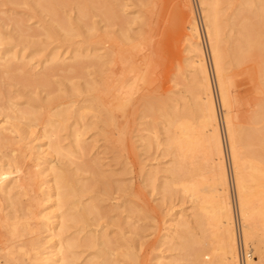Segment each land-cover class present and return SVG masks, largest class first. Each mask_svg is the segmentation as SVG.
<instances>
[{
    "label": "rangeland",
    "instance_id": "obj_1",
    "mask_svg": "<svg viewBox=\"0 0 264 264\" xmlns=\"http://www.w3.org/2000/svg\"><path fill=\"white\" fill-rule=\"evenodd\" d=\"M103 1L112 14L104 16L101 12L104 8L99 3L90 2L85 18L73 1H56L54 9L57 16L69 18L72 22L73 31L67 34L56 22L58 20L45 11L37 0H0V32L3 38L0 42V62L5 57L14 56L10 68L0 64V124L16 129L26 127L28 134L30 131L28 137L34 138L33 142L39 145L47 141L40 137L42 130L51 129L47 120L57 122L53 115L57 107H65L71 102L76 106L85 105V122L70 116L59 126L60 144L75 153L70 157L64 154L65 151L55 152L47 145H39L35 154L37 160L27 157L20 161L21 154L16 151L24 143L17 144L13 137L0 140L3 162L19 157L15 161L20 171L14 172L13 176L19 178L18 182H22L20 186L23 188L13 187L9 194H3L0 211L19 215L31 226H36L38 218L34 216H37L41 202L53 214L55 198L49 197L47 189L41 194L38 182L42 178L30 173L36 172L35 161L40 163L38 166L41 168L49 163H62L74 180L86 183L79 204L95 202L99 205L97 211L95 209L93 213L84 215V220L77 218L66 222V238L76 242L72 248L76 264H100L101 259L95 255L98 246H88L84 242L86 234L93 232L99 236L106 233L113 238L110 249L113 262L110 264H191L186 249H181L179 245L186 233L181 231L178 221L185 219L190 230L197 237H202L195 222V205L181 193L179 185L170 183V189L161 188L163 182L171 181L170 168L176 156L164 144H147L145 128H151L164 139L166 116L172 109H181L183 105L193 109L190 81L193 70L184 35L189 33L187 24L191 15L198 20L197 4L200 16L198 24L202 39L206 42L198 1ZM241 2L231 0L230 6L223 4L221 18L225 14L222 20L224 22L228 17L226 22H229L224 25L222 22L223 48L233 43L240 45L242 24L249 19L253 29L258 31V38L264 39V0H252L248 9L240 7L235 10ZM243 16H247L248 20ZM43 27L50 29L49 36L44 34ZM201 44L216 92L208 45ZM226 59L227 74H230L228 80L231 79L229 90L231 95L235 94L231 96L232 99L236 100V103L233 101L232 110L237 111L232 116L239 119L237 123L244 132L248 131L245 128L259 129L264 126V111L256 121L258 106L264 99L261 90L264 89V80L258 77L261 75L258 74L259 67L251 58L242 64L232 60V54H228ZM61 62L64 68H59ZM123 62L127 66H137L143 78L137 82L138 85L131 82L130 86L128 81L126 85L130 86V93L126 94L116 89L119 73L125 67ZM70 65L78 67L68 68ZM246 69L249 71L245 72ZM41 77L43 81L28 83ZM215 98L218 99L217 92ZM29 111H35L37 115L30 116ZM221 112L220 108V131L224 139ZM74 129L83 132L82 154L77 153L73 145L70 132ZM256 147L250 141L245 148ZM225 150L224 161L229 170L228 189L236 211L237 200L236 197L232 198V168L226 145ZM83 162H93L94 170L81 166ZM48 179L45 177L44 186L51 184ZM7 227L0 222V264H31L28 257L19 260L17 256L11 257L5 252L10 242ZM37 231L24 235V241L30 244L40 234ZM207 235L205 233L203 237L205 240H208ZM258 239V236L254 237L252 244H256ZM261 240L264 244V238Z\"/></svg>",
    "mask_w": 264,
    "mask_h": 264
},
{
    "label": "bare ground",
    "instance_id": "obj_2",
    "mask_svg": "<svg viewBox=\"0 0 264 264\" xmlns=\"http://www.w3.org/2000/svg\"><path fill=\"white\" fill-rule=\"evenodd\" d=\"M56 1L68 0H37V3L58 20L56 22L62 26L67 34H71L73 31L72 22L69 18L57 16L54 9ZM69 1L76 3L83 18L87 17L90 2L99 3L100 7L104 8V10L101 11L104 16L107 17L108 14H112V12L110 13L109 9H107L108 6L104 5L105 2L103 1L102 3L101 0ZM197 1L202 14L204 33L208 45L209 57L211 59L210 62L212 65L218 102L222 110L221 117L225 142L222 137V132L220 131V114L215 100L216 92L213 90L214 87L212 86V78L206 62L205 51L202 48L203 44H201L202 36L198 20L192 15L187 24L189 33L184 35V39L186 41V51L190 54L188 59L193 70L190 80L192 83L191 95L193 109L190 110V108L184 105L181 109L173 108L172 112L166 116L167 129L165 138L161 139L155 131L146 127V141H148L147 144L154 142L157 146L164 144L168 147L169 151L171 149V152L176 156L174 165L170 168L172 176L171 181L163 182L161 188L167 190L170 189V183L171 185L177 184L180 186L181 193L189 197L195 205V222L200 229L202 237H197L190 230V226L185 219L178 221L181 231L186 233L185 236L181 237L179 245L181 249H186L185 252H187V257L190 258L191 264H238L237 240L234 225L235 211L228 189L229 170H227L224 161L226 145L230 159L229 162L232 168L233 188L237 200V215L240 220L241 232L244 243L251 251V255L246 260V264H264V244H262L261 240V238H264V126L253 130L245 128V130L248 131L244 132V130L241 129L242 126H239L240 123H237L239 119H237L236 116H232L233 113L236 114L234 111L237 110H232L233 101L235 99L233 100L231 96L235 94L231 95L229 90L231 79L228 80L230 74H227L228 63L226 59L228 54H232V60H237V62L240 63L246 59H253L254 62L256 61L260 70L258 74L261 75L258 77L261 76L262 80H264V39L258 38L257 29H253L250 19L248 20L247 16H243V18L245 17V20L247 19L249 22L246 21L242 24L240 45L235 43L239 45L236 47L237 45L233 43L232 45L230 44L231 46L228 47L225 45L226 47L223 48L221 31L223 28V16L225 14L222 18L221 15L223 12V4L227 6L230 4L231 0ZM251 1L252 0H242L239 6L234 9L238 10L240 7L241 9H248L250 4H252ZM190 13H192V11ZM227 19L228 17H226L223 25ZM227 23L229 22H226V24ZM42 30L45 35H50L49 28L43 27ZM2 39L0 32V42ZM230 47L231 52L229 51ZM31 49L34 50V47L31 46ZM94 57L100 58L98 55H94ZM12 58H14V56L5 57L0 64L10 68L13 65ZM126 62H123V65H125ZM240 66L241 65L238 67ZM64 67L63 62H61L59 68ZM67 67L76 68L78 65H70ZM248 71L249 70L245 72ZM140 72L137 66L125 65L119 73L116 89L123 91L125 94L130 93L128 92L130 91V83L132 82L131 84L135 85L143 79ZM143 73L144 72H142V74ZM43 79V77L31 79L28 83L43 81ZM128 81H130V86L126 85ZM138 84L139 83L136 85ZM133 85L131 88H133ZM231 85L233 86V84ZM257 86L259 87L258 84ZM261 90L264 92V89ZM258 108L259 113L257 118L261 115L262 111H264V99L260 101V107L258 106ZM84 109L85 105L76 106L73 102L65 107H57L53 113L57 118V122L47 120L46 123L51 125V129L50 131H47V129L42 130L40 137L47 141L39 145H47L51 151L55 152L65 151L64 154L68 157L75 154L73 150L64 149L60 144L59 126L64 124L65 120L70 116H75L77 121H83L85 118L83 114ZM249 112L248 114H250ZM28 114L34 116L36 112L29 111ZM252 119L253 118H251V120ZM258 120L259 118L256 121ZM25 129L26 127L24 128V126H19L16 129L13 126H3V124H0V140L13 137L18 141L17 144L24 143L21 145L24 148H17L19 151L16 152H20L21 155L17 153L20 155V158L15 156L16 161L18 158L20 161L24 158L28 159L27 157L37 160L35 159L36 147L40 148V146L33 142L34 138L28 137L30 129L28 130L29 134ZM70 133L73 135V145L76 147L75 149L78 150V152L76 150L75 152H80L82 154V151H84L83 140L81 138L83 132L74 129ZM250 141L254 142L257 147L254 149L245 148ZM15 160L14 157L9 158L6 162L4 161V163L0 157V199L3 194H9L8 192H10L13 187L18 188L22 183L18 182V177L13 176V173L19 170L17 166L18 162L16 164ZM35 164L36 172H31L30 175L42 178L38 182L40 193H44V190L47 189L50 193L49 197L53 196L55 198L53 203L55 212L50 214L49 211L46 210L47 207L41 202L42 206H40V203L39 207L41 208L38 213L34 212L37 213V216L33 215L35 218H38V222L36 221V226H31L28 221H23V219L20 218L21 216L18 217L19 215L17 216L15 214L11 215L1 210L3 214L0 215V222L8 226L7 233L10 241L4 250L7 255L11 257L17 256L19 260H24L20 259L24 256L25 258L28 257L31 260V264H76V256L72 249L76 242H74L72 238H66L65 231L66 227H68L66 222L68 219L76 220L79 218L80 220H84L85 217L83 216L93 213L95 209L97 211L99 205L95 202L79 204V199L83 195V188L86 183H81L77 179L74 180L72 174L68 172V168L62 163H49L45 168L39 167L38 165L40 163L38 161H35ZM93 165V162H83L81 164V166L90 168H92ZM45 177L49 178L48 180L51 181V184L44 186V184H46ZM74 197L76 198L74 199ZM40 201H38V203ZM67 212H72V214H68ZM37 229L40 231V234L44 233L43 237L42 234H39L38 237L36 236L32 239L30 244L26 243L23 239L24 235L32 234L34 231H37ZM93 233L89 235L86 234L84 238L85 244L88 246H98L95 255L101 259L100 264L112 263V251H110V249H112L111 245L113 244V238H110L106 233L100 236ZM205 233L208 234V238H206L208 240L203 238L205 237ZM257 236L259 237L257 240L258 242L252 244L253 238ZM98 237H100V240Z\"/></svg>",
    "mask_w": 264,
    "mask_h": 264
},
{
    "label": "built area",
    "instance_id": "obj_3",
    "mask_svg": "<svg viewBox=\"0 0 264 264\" xmlns=\"http://www.w3.org/2000/svg\"><path fill=\"white\" fill-rule=\"evenodd\" d=\"M195 9H196V12L198 15V20H200L199 10H198L197 4H195ZM202 42L204 43V46H205V44H206L205 40L202 39ZM216 104H217L218 112H220V106H219L218 99L216 100ZM220 120H221V118H220ZM230 170H231V168H230ZM233 191H234V189H233ZM234 197H235V193L232 192V198H234ZM234 211H235V207H234ZM236 211H237V208H236ZM235 234H236V240H237V261H238V264H246V260L251 255V251L249 250V248L244 243V239H243L242 232H241L240 220L238 218L237 213L235 214Z\"/></svg>",
    "mask_w": 264,
    "mask_h": 264
}]
</instances>
